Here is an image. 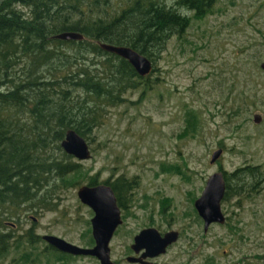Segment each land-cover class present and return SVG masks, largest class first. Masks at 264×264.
Segmentation results:
<instances>
[{
    "label": "rangeland",
    "instance_id": "374dc122",
    "mask_svg": "<svg viewBox=\"0 0 264 264\" xmlns=\"http://www.w3.org/2000/svg\"><path fill=\"white\" fill-rule=\"evenodd\" d=\"M180 9L191 15L190 26L156 51L148 78L128 89L121 103L107 106L90 133L91 157L74 158L100 181L137 177L110 242L116 264H140L126 256L133 254L135 234L150 225L180 230L151 264H264V0H216L202 18ZM219 147L223 152L211 162ZM248 164L259 167L254 176L243 173L245 182L232 174ZM219 169L232 174L222 200L227 220L205 231L194 202ZM85 183L61 187L52 207L23 209L17 224L7 227L23 235L0 264H52L45 233L88 245L94 210L78 195ZM31 227L42 236L34 245L23 240ZM23 250L30 260L20 256ZM60 264L101 263L81 254Z\"/></svg>",
    "mask_w": 264,
    "mask_h": 264
},
{
    "label": "trees",
    "instance_id": "16d2710c",
    "mask_svg": "<svg viewBox=\"0 0 264 264\" xmlns=\"http://www.w3.org/2000/svg\"><path fill=\"white\" fill-rule=\"evenodd\" d=\"M215 1L176 0L175 6L168 0H0V261L23 235L7 230L23 209L27 214L52 207L63 186L101 182L63 148L67 129L89 140L107 106L121 103L128 89L148 78L99 41L131 45L154 62L171 34H183L191 24V15L180 8L202 18ZM64 30L80 31L84 38L54 37ZM78 89L85 95L74 96ZM257 169L244 166L232 174L245 182L243 173L254 176ZM224 173L226 195L232 174ZM103 181L126 207L137 177ZM23 240L34 245L42 236L31 227ZM94 242L90 234L86 243ZM44 251L52 264L79 256L50 244ZM20 256L31 259L25 250Z\"/></svg>",
    "mask_w": 264,
    "mask_h": 264
},
{
    "label": "water",
    "instance_id": "95a60500",
    "mask_svg": "<svg viewBox=\"0 0 264 264\" xmlns=\"http://www.w3.org/2000/svg\"><path fill=\"white\" fill-rule=\"evenodd\" d=\"M54 37L63 39H83L84 34L76 30H64L54 34ZM100 46L127 58L140 75H148L154 69L153 60L138 49L127 44H117L109 41H99ZM264 69V60L261 62ZM255 120L260 121L261 115L255 114ZM62 146L66 152L79 159H88L92 155L91 145L88 139L75 128H68L62 140ZM223 148L219 147L212 152L211 162H215ZM227 190V179L223 170L219 169L211 173L206 181L202 193L196 198L195 206L204 219L205 230L213 222L224 223L227 218L222 208V200ZM80 199L93 210L91 217L92 234L95 239L93 245H83L66 239L54 233H45L44 239L59 250L75 255L96 256L101 264H116L112 257L111 239L116 229L123 222L122 209L118 202L117 194L111 184L99 182L97 184H82L78 188ZM180 237L179 229H170L162 232L157 226L142 228L134 236L132 248L135 253L127 255L130 262L148 264V257H156L165 253L168 246ZM144 251L138 255L137 253Z\"/></svg>",
    "mask_w": 264,
    "mask_h": 264
},
{
    "label": "flooded vegetation",
    "instance_id": "af4514ba",
    "mask_svg": "<svg viewBox=\"0 0 264 264\" xmlns=\"http://www.w3.org/2000/svg\"><path fill=\"white\" fill-rule=\"evenodd\" d=\"M150 74V73H149ZM255 114H257V113H255ZM260 114V113H259ZM261 115V114H260ZM254 117H255V115H254ZM255 119V118H254ZM261 120H262V115H261ZM260 120V121H261ZM256 121V120H255ZM259 122V121H258ZM246 166H258L259 167V165H255V164H248V165H246ZM101 182H104V181H101ZM108 183V182H107ZM110 184V183H109ZM196 200V199H195ZM195 203V202H194ZM120 205V204H119ZM121 206V205H120ZM123 207L121 206V209H122ZM125 208V207H124ZM195 208H196V206H195ZM197 209V208H196ZM197 212H198V210H197ZM198 214H199V212H198ZM226 214V213H225ZM200 215V214H199ZM122 217H123V213H122ZM200 217L203 219V217L200 215ZM226 218H227V215H226ZM204 220V219H203ZM123 221H124V219H123ZM123 223V222H122ZM121 223V224H122ZM150 226H152V225H150ZM119 227V226H118ZM145 227H147V226H145ZM144 228V227H143ZM142 229V228H141ZM140 229V230H141ZM117 230V229H116ZM139 230V231H140ZM204 230H205V227H204ZM206 231V230H205ZM116 232V231H115ZM133 243V242H132ZM132 243H131V248H132ZM174 243V242H173ZM172 243V244H173ZM172 244H170L169 246H168V248L172 245ZM132 250H133V253H135V251H134V249L132 248ZM168 250V249H167ZM144 250L143 249H141L137 254L138 255H140L142 252H143ZM129 255V254H128ZM155 257H148L147 259L149 260V263L148 264H151L152 262H153V259H154ZM126 259H127V256H126ZM115 260V259H114ZM116 262V261H115ZM134 263H140V264H143V263H141V262H134Z\"/></svg>",
    "mask_w": 264,
    "mask_h": 264
},
{
    "label": "bare ground",
    "instance_id": "6f19581e",
    "mask_svg": "<svg viewBox=\"0 0 264 264\" xmlns=\"http://www.w3.org/2000/svg\"><path fill=\"white\" fill-rule=\"evenodd\" d=\"M100 44V43H99Z\"/></svg>",
    "mask_w": 264,
    "mask_h": 264
}]
</instances>
